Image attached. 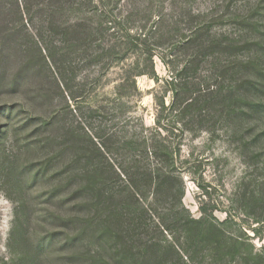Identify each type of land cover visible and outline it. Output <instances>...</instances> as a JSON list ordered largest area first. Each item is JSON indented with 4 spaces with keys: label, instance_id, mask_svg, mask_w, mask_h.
Segmentation results:
<instances>
[{
    "label": "rangeland",
    "instance_id": "obj_1",
    "mask_svg": "<svg viewBox=\"0 0 264 264\" xmlns=\"http://www.w3.org/2000/svg\"><path fill=\"white\" fill-rule=\"evenodd\" d=\"M93 167L110 228L172 172L122 234L170 241L180 202L264 264V0H0V264H104Z\"/></svg>",
    "mask_w": 264,
    "mask_h": 264
},
{
    "label": "trees",
    "instance_id": "obj_2",
    "mask_svg": "<svg viewBox=\"0 0 264 264\" xmlns=\"http://www.w3.org/2000/svg\"><path fill=\"white\" fill-rule=\"evenodd\" d=\"M195 41V38L190 40L192 44ZM92 169L91 180L84 185V190L93 192L96 200L90 225L93 229L94 239L98 243L97 246H100V252L96 253L97 260L100 263L176 264L183 262V264H229L237 257V259H242L241 264H259L260 256L258 254H241L239 252L241 242L230 239L227 241L228 238L224 236L216 223L206 224L204 218H193L187 209L181 206L180 202L178 203L180 208L173 211V221L170 225L163 226L166 230L173 226L174 232L170 241H135L132 239L131 233L128 235L122 234L124 229L121 221L127 214L130 216L132 224L135 222L138 226L141 224L136 211L138 208H141L143 213L148 211V206L145 207L142 202L146 198L148 186H153L152 195L156 199L158 195L166 197L171 194L172 190L168 187L171 182L170 178L173 180L176 178V175L172 172H163V175H161V173L155 174L154 171H149L142 173L140 180L139 178L138 180H128L129 194L132 197V201L126 203L128 212L115 213L119 225L116 229L110 228L112 222L109 221V218L102 219L100 209H104L105 200L108 199L106 195L110 196L111 194L107 191L103 171L98 170L97 167ZM18 174L20 173L18 172ZM183 211L187 212V215L185 218H180ZM134 219L138 221H134ZM81 228L83 227L81 226ZM68 241H73V238Z\"/></svg>",
    "mask_w": 264,
    "mask_h": 264
}]
</instances>
